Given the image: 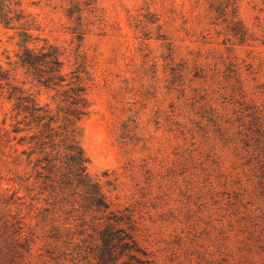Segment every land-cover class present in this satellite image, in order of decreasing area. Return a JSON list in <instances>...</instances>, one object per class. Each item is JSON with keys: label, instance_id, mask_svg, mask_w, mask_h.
<instances>
[{"label": "rangeland", "instance_id": "374dc122", "mask_svg": "<svg viewBox=\"0 0 264 264\" xmlns=\"http://www.w3.org/2000/svg\"><path fill=\"white\" fill-rule=\"evenodd\" d=\"M73 1L24 5L41 38L63 52L66 72L77 60L89 66L81 145L113 208L132 214L156 264H264V0H238L245 45L228 40L196 0H95L78 38L67 17ZM151 16L158 22L143 29L146 38L140 26ZM13 35L0 28L3 65L17 49ZM10 175L4 169L0 192L27 196ZM22 201L34 225L37 210L29 196ZM16 213L0 199V264H54L40 229L32 254L17 256L7 222ZM72 256L60 262L88 264Z\"/></svg>", "mask_w": 264, "mask_h": 264}, {"label": "trees", "instance_id": "16d2710c", "mask_svg": "<svg viewBox=\"0 0 264 264\" xmlns=\"http://www.w3.org/2000/svg\"><path fill=\"white\" fill-rule=\"evenodd\" d=\"M196 1L206 3L212 24H225L228 40L249 42L238 0ZM91 4L95 0H84L82 8L74 0L67 10L78 38L83 36L82 13L91 12ZM142 22L146 24L136 27L143 30L158 19ZM0 28L14 31L11 39L17 37L14 57H6V66L0 63V114L3 104L10 105L0 122V180L6 169L9 181L29 196L30 210H37L35 224L27 225L21 216L27 196L20 197L18 190L0 192L1 201L17 209L7 221L23 249L17 256L32 254L40 229L42 246L54 264H64L60 260L67 251L88 264H156L136 236L132 214L114 209L100 182L88 173L81 122L91 110L89 66L77 60L66 72L63 52L41 38V25L24 0H0ZM157 39L167 38L158 34ZM35 201L43 204L37 207Z\"/></svg>", "mask_w": 264, "mask_h": 264}]
</instances>
